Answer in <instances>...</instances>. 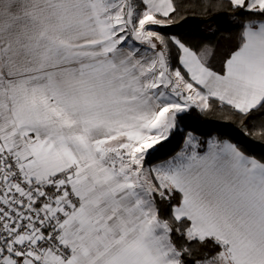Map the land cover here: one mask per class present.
<instances>
[{"label":"snow or ice","instance_id":"obj_1","mask_svg":"<svg viewBox=\"0 0 264 264\" xmlns=\"http://www.w3.org/2000/svg\"><path fill=\"white\" fill-rule=\"evenodd\" d=\"M185 8L0 0V264H264V157L189 131L148 164L213 101L264 140V0ZM189 14L218 63L159 30Z\"/></svg>","mask_w":264,"mask_h":264},{"label":"trees","instance_id":"obj_2","mask_svg":"<svg viewBox=\"0 0 264 264\" xmlns=\"http://www.w3.org/2000/svg\"><path fill=\"white\" fill-rule=\"evenodd\" d=\"M176 2L180 11L185 12V6L191 0H176ZM187 11L190 13L193 9L188 8ZM159 30L169 35L176 34L188 41H196L202 38L210 39L214 45H218L217 59L214 64L218 63L220 55L231 46V41L227 39V33L232 31L229 25L221 24V31L225 33L224 36H221L219 32L213 36L205 30L203 24H199L190 14L186 20L178 21L171 28ZM213 104V110L206 114L195 109L184 114L178 125L177 133L171 138L167 147L155 153L149 159L148 164L157 163L174 155L182 146L183 138L189 131L202 140H207L213 136L230 140L240 144L247 153L255 155L257 158L264 157V140L259 139V137L245 135L241 118L238 115L233 114L226 106L221 108L218 102L213 101ZM246 123L249 131L259 129L261 125H264V115L255 113L247 119Z\"/></svg>","mask_w":264,"mask_h":264}]
</instances>
